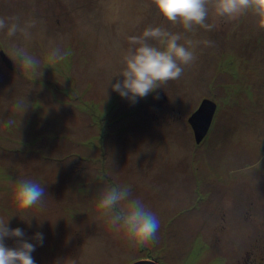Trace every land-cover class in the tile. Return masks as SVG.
Returning a JSON list of instances; mask_svg holds the SVG:
<instances>
[{"label":"rangeland","instance_id":"rangeland-1","mask_svg":"<svg viewBox=\"0 0 264 264\" xmlns=\"http://www.w3.org/2000/svg\"><path fill=\"white\" fill-rule=\"evenodd\" d=\"M0 16L36 22L30 40L14 38L41 61L35 72L7 65L0 34V218L15 214L8 227L29 242L43 233L35 264H264V28L254 16L210 10L216 27L194 32L151 0H0ZM149 26L192 40L196 59L133 104L106 88L128 37ZM56 46L63 59L52 61ZM208 98L217 110L198 144L189 118ZM21 179L45 187L43 207L7 208ZM110 186L156 214L154 243L132 250L112 233L95 208Z\"/></svg>","mask_w":264,"mask_h":264},{"label":"clouds","instance_id":"clouds-1","mask_svg":"<svg viewBox=\"0 0 264 264\" xmlns=\"http://www.w3.org/2000/svg\"><path fill=\"white\" fill-rule=\"evenodd\" d=\"M158 14L173 25H180L187 32L197 27L211 31L216 27L208 23L209 12L217 19L235 21L245 14L255 17L259 27L264 28V0H151ZM36 26L34 20H21L19 16H0V34L10 41V59L24 71L35 72L40 69L41 61L30 55L25 47L14 42L21 36L25 41L31 39V30ZM180 33H173L160 26H149L140 35L128 37L129 49L122 57L120 71L112 76L106 89L111 88L120 97L131 103L145 98L169 81L179 79L183 66L196 59L194 43L187 39L181 44ZM157 42L160 47L155 46ZM211 45V41H205ZM60 47L50 52L52 61L63 59ZM116 79L113 83V78ZM45 187L31 179L19 180L7 201V208L19 212L34 206L43 207ZM112 233L129 249L154 243L159 229V220L140 199L132 198L130 188L110 186L104 188L95 204ZM0 218V264H35L32 253L43 244V233L37 232L29 242L23 229L8 227V220ZM27 221V220H25ZM6 239H13L15 245H6Z\"/></svg>","mask_w":264,"mask_h":264},{"label":"water","instance_id":"water-1","mask_svg":"<svg viewBox=\"0 0 264 264\" xmlns=\"http://www.w3.org/2000/svg\"><path fill=\"white\" fill-rule=\"evenodd\" d=\"M1 55L4 61L8 65H11V60L5 54V52H1ZM216 110H217V103L214 100H211L209 98L204 99L201 106L189 118V122L193 127L195 139L198 144H200L209 133ZM131 264H161V263L157 262L156 260L141 259Z\"/></svg>","mask_w":264,"mask_h":264},{"label":"trees","instance_id":"trees-1","mask_svg":"<svg viewBox=\"0 0 264 264\" xmlns=\"http://www.w3.org/2000/svg\"><path fill=\"white\" fill-rule=\"evenodd\" d=\"M68 156H69L68 158H71L73 155H68ZM64 158H66V157H62L60 161H62ZM147 257H148V256H147ZM147 257H146V258H147ZM149 257H150V256H149Z\"/></svg>","mask_w":264,"mask_h":264},{"label":"flooded vegetation","instance_id":"flooded-vegetation-1","mask_svg":"<svg viewBox=\"0 0 264 264\" xmlns=\"http://www.w3.org/2000/svg\"><path fill=\"white\" fill-rule=\"evenodd\" d=\"M8 65V64H7ZM10 68H12L13 66H11V65H8Z\"/></svg>","mask_w":264,"mask_h":264}]
</instances>
